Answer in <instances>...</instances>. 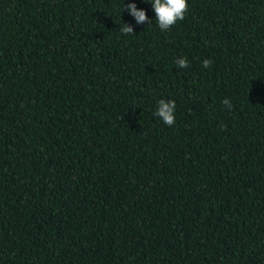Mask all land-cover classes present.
<instances>
[{"label": "trees", "instance_id": "16d2710c", "mask_svg": "<svg viewBox=\"0 0 264 264\" xmlns=\"http://www.w3.org/2000/svg\"><path fill=\"white\" fill-rule=\"evenodd\" d=\"M135 2L0 0V264H264V0Z\"/></svg>", "mask_w": 264, "mask_h": 264}, {"label": "clouds", "instance_id": "9594fccd", "mask_svg": "<svg viewBox=\"0 0 264 264\" xmlns=\"http://www.w3.org/2000/svg\"><path fill=\"white\" fill-rule=\"evenodd\" d=\"M143 3L150 4L154 12V19L161 31L169 30L177 21L183 20L188 9V0H142ZM137 25L144 24L150 21L147 11L144 8L137 6L135 0L125 3L124 7ZM120 32L123 35H129L133 33V27L127 23H123L120 26ZM203 67L208 68L211 64V60H203ZM175 65L178 69H186L189 67V61L187 57H179L175 60ZM222 103L231 108V103L228 99L222 101ZM176 103L174 100H165L163 98L157 101L156 111L154 115L158 117L163 124L171 127L175 123Z\"/></svg>", "mask_w": 264, "mask_h": 264}]
</instances>
